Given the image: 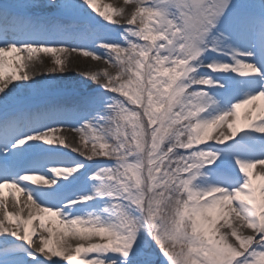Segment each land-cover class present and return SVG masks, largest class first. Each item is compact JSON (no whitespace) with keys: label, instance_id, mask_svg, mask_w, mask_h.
I'll return each mask as SVG.
<instances>
[{"label":"snow or ice","instance_id":"6c2138e0","mask_svg":"<svg viewBox=\"0 0 264 264\" xmlns=\"http://www.w3.org/2000/svg\"><path fill=\"white\" fill-rule=\"evenodd\" d=\"M98 3L0 0V264H264V0Z\"/></svg>","mask_w":264,"mask_h":264},{"label":"rangeland","instance_id":"374dc122","mask_svg":"<svg viewBox=\"0 0 264 264\" xmlns=\"http://www.w3.org/2000/svg\"><path fill=\"white\" fill-rule=\"evenodd\" d=\"M108 4H111L114 7H118V6L119 7H125L123 4V0H99L98 7H100V9L103 10ZM128 7H130V6H128ZM127 10H128V8L126 7V11ZM89 11H91V9H89ZM92 14L94 16L97 15L95 12H93ZM97 18H99V17H97ZM84 58H88L89 60H92L90 57H84ZM72 65H73L72 61H69L68 66L65 68L64 74L57 73L56 77L61 84L72 85L73 88L71 90L61 91L59 93H56V94L50 96L49 97L50 100L55 101L56 103L64 102V101H70V102L75 103L76 98H77V94L79 91L78 89H76L75 86L80 85V89H83V87L85 86L84 74L85 73H91L94 71H102L105 67H107V65H105L103 63V65L96 67V69H94L90 72H82V71L75 70ZM52 66H53V60L49 66L47 65V67L45 69H40L42 71H39V73L45 72L48 68H50ZM109 71L114 72V69H109ZM36 77H37L36 79L41 81L44 86H47L48 80L51 79L50 76H45V75H42V76L37 75ZM57 136H60V135H57ZM66 141L69 145L83 148V141L80 138V134H76L74 139L68 140L66 138ZM89 147H90V145H89ZM62 151L69 154V155H72L76 158L83 159V157H79L77 153L71 152L70 148H64V149H62Z\"/></svg>","mask_w":264,"mask_h":264},{"label":"bare ground","instance_id":"6f19581e","mask_svg":"<svg viewBox=\"0 0 264 264\" xmlns=\"http://www.w3.org/2000/svg\"><path fill=\"white\" fill-rule=\"evenodd\" d=\"M52 60H53V58L50 55H45V54H40L39 58L34 60V70L37 72L38 76H42L39 73V71H42L40 69H45L47 67V65L48 66L50 65ZM70 61H72V64H73L72 66L74 67L75 70L82 71V72H90V71L96 69V67L103 65L102 61L89 60L88 58H84L80 54H78V55L72 54ZM245 111L246 110H244V109L241 110L242 117H243V114ZM62 119H64V118H62ZM61 121L64 122L65 120H59L58 122H61ZM76 134H79V133L75 132L73 130H69L68 132L61 131V132L56 133V135L63 136L65 138H67L68 140L74 139ZM4 191H5V196H8L9 190L5 189ZM17 195H20V194H17ZM20 199H21V206H23L24 202L26 200L25 196L21 195ZM8 205H9L10 211H16L17 210L16 208L13 207V200L11 197H9V199H8ZM0 211H2V210H0ZM27 214H28V209L25 208L24 209V215L27 216ZM246 231L250 232V230H246ZM44 234L47 235L46 233H44ZM68 240L70 243L73 244V246H75L78 243V241L73 240L70 237L68 238Z\"/></svg>","mask_w":264,"mask_h":264}]
</instances>
